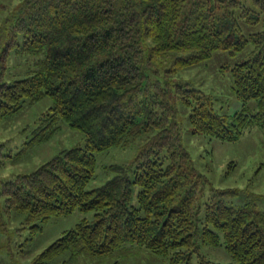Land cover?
Here are the masks:
<instances>
[{"label": "trees", "instance_id": "obj_1", "mask_svg": "<svg viewBox=\"0 0 264 264\" xmlns=\"http://www.w3.org/2000/svg\"><path fill=\"white\" fill-rule=\"evenodd\" d=\"M12 11L0 25V58L14 50L35 60L25 77L0 81V120L25 99L49 95L53 104L20 153L48 141L60 119L84 133L86 145L4 181L6 208L24 214L34 232L54 216L95 211L38 254L36 264L68 251L105 256L125 243L169 257V264H192L194 255L198 264H264V210L253 201L233 206L221 198L200 217L196 200L207 179L193 166L180 119L184 109L193 133L230 141L264 127V0H22ZM242 22L260 28L248 33ZM249 44L231 68L243 104L232 115L190 83L153 76L164 62L173 74L218 50L241 52ZM253 99L254 113L248 111ZM137 139L132 165H111L116 174L88 190L95 152ZM222 241L233 262L202 254V245Z\"/></svg>", "mask_w": 264, "mask_h": 264}, {"label": "rangeland", "instance_id": "obj_2", "mask_svg": "<svg viewBox=\"0 0 264 264\" xmlns=\"http://www.w3.org/2000/svg\"><path fill=\"white\" fill-rule=\"evenodd\" d=\"M22 0H0V25L11 15L10 12ZM250 4L251 0H244ZM13 12V11H12ZM245 32L260 28L246 22L241 24ZM252 49L249 44L243 51L232 53L231 50H218L209 59L193 65L180 67L176 73L165 71L170 62L160 67L161 74L154 77L168 76L175 83H190L193 87L213 96L214 107L221 113L234 114L243 108L233 90L232 66ZM35 57L12 50L8 59L0 58V81L11 82L23 78L30 67L34 66ZM53 104L51 96L38 100L25 99L17 112L0 120V192L2 183L18 174H29L42 164L55 157L61 150L74 146L86 145L84 133L60 119L54 135L43 143H37L25 152H21L41 119ZM182 110V109H181ZM258 110L257 101L248 104L249 112ZM180 119L184 125L183 143L191 155L193 166L203 174L207 182L203 192L199 194L196 204L201 207L200 217L205 214L209 202L223 199L233 206L244 205L253 201L258 208L264 210V127L247 129L236 140H222L204 133H193L188 112L183 109ZM140 139L126 146H114L95 152L96 169L87 184L91 190L103 185L116 172L113 164L132 165L140 146ZM20 153V154H18ZM134 178L133 171H129ZM139 185L133 186L132 205H138ZM219 191H226L218 194ZM95 211L74 210L70 214L54 216L41 223L42 230L33 231L31 224L25 223V215L19 212H8L5 197L0 193V260L6 264H36V257L63 233L87 218L94 219ZM202 226V224H201ZM202 254L211 260L230 263L234 261L221 245H202ZM170 258L158 255L144 246L125 243L121 248L105 256H91L81 253L73 256L70 251L54 258L48 264H169ZM194 255L192 264H198Z\"/></svg>", "mask_w": 264, "mask_h": 264}]
</instances>
